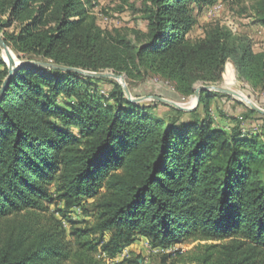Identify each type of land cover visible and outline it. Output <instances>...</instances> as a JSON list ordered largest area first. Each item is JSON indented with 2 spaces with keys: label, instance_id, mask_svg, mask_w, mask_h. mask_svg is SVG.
Segmentation results:
<instances>
[{
  "label": "trees",
  "instance_id": "trees-1",
  "mask_svg": "<svg viewBox=\"0 0 264 264\" xmlns=\"http://www.w3.org/2000/svg\"><path fill=\"white\" fill-rule=\"evenodd\" d=\"M144 1L140 44L100 28L84 0H0V32L22 60L153 73L186 95L229 68L264 86V51L249 37L218 24L188 39L190 2L200 0ZM257 19L264 25V0ZM14 23L18 31L5 30ZM8 73L0 55V90ZM92 80L37 65L12 76L0 100V264H105L102 254L114 257L138 235L197 242L160 264H264V133L183 120L174 107L181 116L167 118L158 113L165 103H133L121 86L106 97ZM89 199L93 221L73 222L69 240L49 206Z\"/></svg>",
  "mask_w": 264,
  "mask_h": 264
},
{
  "label": "rangeland",
  "instance_id": "rangeland-1",
  "mask_svg": "<svg viewBox=\"0 0 264 264\" xmlns=\"http://www.w3.org/2000/svg\"><path fill=\"white\" fill-rule=\"evenodd\" d=\"M261 1L200 0L190 2L195 24L187 34L188 39L196 41L205 38L207 31L220 24L228 27L235 36L249 37L256 52L264 51V25L257 19V10ZM84 3L90 13L96 17L97 25L104 31L113 34L119 31L134 43L140 44L144 41L143 37H140L141 33L147 31L148 26V21L145 18L144 0H128L127 2L124 0H84ZM5 30L18 31L19 24L14 23L6 27ZM0 35L4 38L3 32H0ZM9 48L15 59L22 60L11 46ZM3 52L5 51L0 45V55L7 63L8 59L5 58ZM95 72L120 76V78L115 76L91 77L93 78L91 88L106 97H110L117 90V86H121L124 91L123 84H126L133 98H144L141 101H132L124 91L125 97L133 103L145 106L160 101L154 98L156 96L168 100L169 102L161 101L166 105L158 107V113L167 118L181 116L177 110L172 109L174 107L187 112L182 115L183 120L208 119L215 129L227 132L236 129L243 135L264 133V113L254 109L251 104L254 103L264 109V86L253 87L234 69H227L220 81L197 82L194 92L189 95L179 91L175 82L153 73H146L131 79L126 74L117 73L112 69ZM203 86L223 87L229 91L204 88L201 89L198 100L197 91ZM203 91L207 94V99L206 102L200 103ZM172 103H177L180 108ZM194 110L195 113H189ZM88 202L90 204H86L85 200L81 205L69 209L63 203L50 204V212L63 221L69 240H72L70 235L73 222L83 225L85 222L93 221L94 209L91 206L93 199H89ZM196 244L197 242H184L167 246L155 245L146 236L138 235L130 245L122 248L114 257H109L106 254H102L101 257L104 258L105 264H126L130 258H139L140 264H160L167 254L177 250H189Z\"/></svg>",
  "mask_w": 264,
  "mask_h": 264
},
{
  "label": "water",
  "instance_id": "water-1",
  "mask_svg": "<svg viewBox=\"0 0 264 264\" xmlns=\"http://www.w3.org/2000/svg\"><path fill=\"white\" fill-rule=\"evenodd\" d=\"M0 45L2 46L3 50L5 51V53H6L7 57H8L7 64H8V70H9L8 76L6 77V79H5V81H4L3 85H2V88L0 90V100L2 99V97L4 95V92H5L6 88H7V86L10 84V80H11L12 76L15 74V72L19 68H21L23 66H27V65H37V66L46 67V68H62L64 70L80 73V74H82L84 76H87V77L115 76L117 78H120V76H118V75L108 74V73H105V72L88 71V70H84V69H81V68H74V67H68V66H63V65H57V64H54V63H51V62H45V61L18 60V62L16 63L14 57L11 54L9 46L7 45V43H6L5 39L3 38V36H1V35H0ZM123 87H124V91H125L127 97L129 99H131L132 101H141V100L144 99V98H133L132 97V93H131L130 89L128 88V86L126 84H123ZM204 88L205 89H216V90H222V91H229V90H227L226 88H223V87L203 86L197 91V99L198 100L200 98V91H201V89H204ZM154 98L157 99V100H160V101L169 102L165 98H161V97H158V96H156ZM172 104L174 106H177V107L180 108V106L177 103H172ZM251 104H252V107L254 109L264 113V109L256 106L254 103H251ZM181 109H185V108H181Z\"/></svg>",
  "mask_w": 264,
  "mask_h": 264
},
{
  "label": "bare ground",
  "instance_id": "bare-ground-1",
  "mask_svg": "<svg viewBox=\"0 0 264 264\" xmlns=\"http://www.w3.org/2000/svg\"><path fill=\"white\" fill-rule=\"evenodd\" d=\"M3 53H4L5 58L8 59L6 53H5V52H3ZM11 54H12V56H13L14 59H15V56L13 55L12 52H11ZM15 61H16V63H17V62H18V58H16ZM240 95H241V94H240ZM242 96H243V95H242ZM243 99H244V98H243Z\"/></svg>",
  "mask_w": 264,
  "mask_h": 264
}]
</instances>
